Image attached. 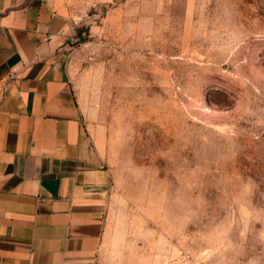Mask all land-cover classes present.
<instances>
[{"label":"rangeland","instance_id":"obj_1","mask_svg":"<svg viewBox=\"0 0 264 264\" xmlns=\"http://www.w3.org/2000/svg\"><path fill=\"white\" fill-rule=\"evenodd\" d=\"M91 16L68 71L108 143L113 237L145 264H264V0Z\"/></svg>","mask_w":264,"mask_h":264},{"label":"crops","instance_id":"obj_2","mask_svg":"<svg viewBox=\"0 0 264 264\" xmlns=\"http://www.w3.org/2000/svg\"><path fill=\"white\" fill-rule=\"evenodd\" d=\"M113 1L0 0V264L149 260L113 237L108 143L68 71L77 31Z\"/></svg>","mask_w":264,"mask_h":264}]
</instances>
